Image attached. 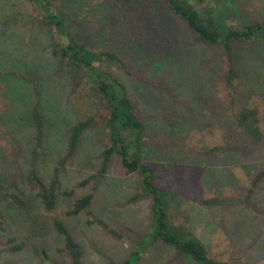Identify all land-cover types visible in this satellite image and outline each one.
<instances>
[{
	"label": "rangeland",
	"instance_id": "obj_1",
	"mask_svg": "<svg viewBox=\"0 0 264 264\" xmlns=\"http://www.w3.org/2000/svg\"><path fill=\"white\" fill-rule=\"evenodd\" d=\"M136 1V12L122 0L49 3L78 42L120 59L100 67L124 84L144 124L140 159L154 169L156 185L175 195L170 223L215 261L264 264V137L253 143L234 123L241 108L255 109L264 134V40L235 47L239 75L227 86L223 70L233 67L219 48L201 44L161 0ZM198 8L220 28L264 24V0H206ZM56 41L31 0H0V264H71L55 221L79 244L83 264H121L136 251V264H187L160 241L140 248L151 200L117 156L101 172L107 110L53 57ZM87 120L69 154L72 128ZM34 174L46 188L55 179L52 209L37 197ZM88 195L90 205L73 214Z\"/></svg>",
	"mask_w": 264,
	"mask_h": 264
},
{
	"label": "trees",
	"instance_id": "obj_2",
	"mask_svg": "<svg viewBox=\"0 0 264 264\" xmlns=\"http://www.w3.org/2000/svg\"><path fill=\"white\" fill-rule=\"evenodd\" d=\"M123 4L137 11L136 0H122ZM170 12L196 36L197 40L207 47H217L223 53L225 62L232 66L230 74L224 73L222 80L227 86L232 85V80L238 74V67L234 59L235 47L241 42H257L264 40V24L251 23L240 27L220 28L204 19L198 6L206 0H161ZM33 6L42 15L43 20L54 28L57 41L53 44L52 55L61 67H66L74 74L77 84L89 85L100 97L107 110L108 117L106 128L108 130L109 145L102 152L101 172L106 168L111 157L117 156L122 167L128 172L140 175V195L151 200L150 233L146 241L140 245L143 248L151 242L160 241L174 248L187 264H231L219 262L208 257L204 245L190 233L174 227L168 216L169 198L175 196L163 191L155 183L154 169L149 164L142 163L140 159V144L144 132V124L135 113L134 105L128 97L124 84L104 72L100 65L105 60H119L117 55L107 51H96L82 42H78L67 26V20L55 13L49 0H31ZM111 0H106L102 5L110 6ZM121 3V4H122ZM127 29V28H125ZM124 29V30H125ZM134 32L135 30L132 29ZM131 31V32H132ZM132 32V34H133ZM145 41L142 42L144 45ZM236 71V73H235ZM235 73V75H234ZM35 120V141L41 144L43 138V119L39 112L38 104L32 111ZM90 120L76 124L71 130L69 141V154L75 151L79 138L88 127ZM235 125L241 133L251 142L258 143L264 137L258 125L255 109L243 107L235 114ZM32 179V178H31ZM33 181L40 183L37 174ZM53 179L51 186H40L37 197L46 209H52L55 204V186ZM92 196L88 195L76 201L73 214H78L90 205ZM12 202L17 207L25 206L24 202L16 196ZM210 201H204L209 203ZM16 209V207H13ZM55 230L62 237L63 251L69 257L71 264H83L82 251L79 244L73 239L65 226L60 221L54 222ZM139 251L132 254L131 258L121 264H136ZM119 264V263H112Z\"/></svg>",
	"mask_w": 264,
	"mask_h": 264
}]
</instances>
